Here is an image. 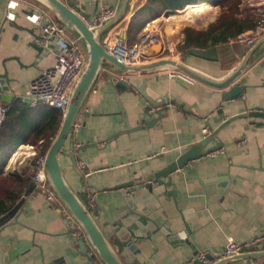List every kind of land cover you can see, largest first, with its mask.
I'll return each instance as SVG.
<instances>
[{
    "label": "crops",
    "instance_id": "crops-1",
    "mask_svg": "<svg viewBox=\"0 0 264 264\" xmlns=\"http://www.w3.org/2000/svg\"><path fill=\"white\" fill-rule=\"evenodd\" d=\"M10 1L0 0V75L8 72L10 79V86L0 79L4 88L0 102L10 105L20 101L25 107L36 108L22 98L28 99L30 83L54 64L56 54H41L31 45L33 37L24 29L34 28L27 18L31 12L57 19L34 0H16L20 5L14 18H8ZM64 1L73 3L76 11L79 8L77 12L90 23L102 6L119 10L122 3ZM149 1L130 0L124 17L103 35V41L124 39L134 44L149 30L158 41L144 48L140 65L171 58L220 81L240 65L241 50L248 52L252 47H241L235 39L261 31L257 25L255 30L226 44L214 46L207 42L204 48H185L186 30L208 31L217 23L222 9L198 3L181 10L149 12ZM241 8L242 19L255 15L259 21L264 20L261 5L243 4ZM158 45L162 52L156 57ZM220 47L227 48L211 60L188 54L190 49ZM258 54L238 79H246L243 95L230 100L223 97L228 89H213L171 69L128 74L104 66L101 71L80 116L84 121H78L74 131L76 167L70 164L69 156H62L61 164L73 189L86 202L93 200L95 214L101 211L110 226L121 222L124 228L117 235L133 225L134 212L148 221L137 231L150 236L139 246L140 264H184L201 252H222L229 240L258 242L257 247L264 250V118L243 116L231 122L204 151L221 144L220 149L190 160L170 177L160 178L164 182L171 178V186L156 184L150 192L143 184L113 191L163 171L205 138V127L215 132L244 111L264 112V50ZM119 81L126 87L119 86ZM141 90L160 107L143 103ZM39 106L45 109V105ZM160 109L161 118L157 114ZM42 148V143L20 146L7 163L4 176L29 177L35 184L36 155ZM30 186L21 198V210L0 225V264H90L79 253L78 241L66 224L67 216L59 200L50 201L37 184L29 192ZM170 191L175 195H168ZM22 245L26 248L21 252L18 249Z\"/></svg>",
    "mask_w": 264,
    "mask_h": 264
},
{
    "label": "water",
    "instance_id": "water-1",
    "mask_svg": "<svg viewBox=\"0 0 264 264\" xmlns=\"http://www.w3.org/2000/svg\"><path fill=\"white\" fill-rule=\"evenodd\" d=\"M34 1L45 8L49 13L53 14L57 21L67 28L68 32L78 41L83 50L88 54L87 68L74 88L71 95V102L67 111L63 115L60 130L46 154L45 174L63 210H65L69 215L70 219L66 218V224L70 227L71 231L74 232L81 230L85 235V240L78 241L79 253L87 258L90 264H140L137 258V254L140 252L139 246L143 243L144 239H150V236L137 234V231H139L142 224H148V221L145 218H142L143 216L135 214L134 212V216L138 218H132L133 225L124 229L121 233L122 235H117L120 228H124L121 225V222H116L110 226L101 211H99L98 214H95L83 197L79 195L69 184L65 178L61 164V157L69 156L71 161L70 164L76 167V157L73 145L75 125L78 121H80V116L83 112L85 103L93 89V86L99 78L101 71L104 66H110L114 72L128 74L140 71L153 72L161 69H171L213 89H228V91L223 94V97L225 100H230L243 95L242 84H246V79L239 81L238 79H240L243 72L251 64L250 60L253 57L258 58L260 54L257 56L256 54L259 50H264V35L257 40L248 52L241 50L243 60L240 65L235 70L228 72L222 80L217 81L211 79L196 68H193L186 62L177 61L171 58L159 59L155 62L140 66H126L116 60L104 47L103 35L110 29L111 26L124 17L130 0H122L116 17L99 29H92L89 27L86 21V16L84 14L80 15L77 12L80 10L79 8H77V11L74 10L75 5L73 3H67L64 0ZM24 30L33 37V42L31 43L33 47L40 51L41 54L46 51L37 43L39 35L35 31L28 28ZM225 48L227 47L213 48L209 50L190 49L188 54L193 57L211 60L212 56L217 55L219 51ZM48 49L55 54H59L54 44L49 45ZM155 50L159 53L155 56H160L162 52L161 46L158 45ZM0 79L5 80L7 85L10 86L8 72L0 75ZM118 85L126 87V84L123 81H119ZM3 90L4 88L0 86V93H3ZM140 92L142 95L141 101L143 103L148 102L152 106L160 107V103L150 99L145 90H141ZM22 99L27 104L32 103L30 99ZM157 114L161 118L163 111L160 109ZM243 116L264 118V112L253 111L250 114H247L244 111V113L225 121L215 132H213L210 136L203 138V140L198 144L191 146L187 152L180 156L175 162L171 163L163 171L149 174L145 178L138 181L117 186L113 191L122 190L126 187H136L143 184H145L146 188H148L150 192L153 191L154 185L156 184H159V186H171V178H169L167 182L160 180V178L166 176L170 177L172 173L180 168H183L190 160L199 159L217 151L218 148L220 149L221 144L211 150H208V152L204 151V148H206L214 138H217L218 133L223 128ZM83 121L84 118L80 122L83 123ZM30 187L29 192L33 189V187H35V184H31ZM126 193L129 194L128 191ZM170 194L175 195V192H168V195ZM22 203L23 200L16 204V206L6 216L0 218V225L7 222L9 218H14L15 213L21 210L20 207L22 206ZM22 212H24V210H22ZM71 220L74 221V224H71ZM15 222H18L17 217ZM25 248V245H22L18 250L22 252ZM206 257L212 262L211 264H258L260 260L264 259V250L256 248L243 253L227 256L219 260H215L211 254H207ZM195 264H202V262L196 260Z\"/></svg>",
    "mask_w": 264,
    "mask_h": 264
},
{
    "label": "built area",
    "instance_id": "built-area-1",
    "mask_svg": "<svg viewBox=\"0 0 264 264\" xmlns=\"http://www.w3.org/2000/svg\"><path fill=\"white\" fill-rule=\"evenodd\" d=\"M20 3L16 0H11L7 6L8 18H14V11L19 7ZM117 8L102 6L95 16L93 22H87L92 29H99L109 21L113 20L117 15ZM30 23L34 26L33 31L39 35L37 43L43 47L46 52L50 51L48 46L54 44L59 52L55 55L54 64L42 71L40 76L30 83L26 97L32 101V106L45 105L53 110L61 112L63 115L71 102V95L78 80L82 77L88 65V54L83 50L78 41L70 35L67 28L59 21L49 18L44 14H33L32 12L27 17ZM259 30L250 37L239 36L235 39V43L241 47H251L257 40L263 36L262 29L264 28V20H260L258 24ZM158 38L149 30L144 32L137 43H129L124 39L110 40L106 38L103 41L104 47L109 53L119 62L126 66H139L144 48L156 44ZM9 106L0 102V126L5 121L6 115L9 112ZM75 125V128L78 126ZM75 131V129H74ZM204 136L208 137L212 134V130L207 126L203 130ZM47 154V153H46ZM46 154H41L35 161V174L33 181L47 195L50 201L58 200L45 174ZM93 200H88L87 203L93 207ZM66 213L68 219V213ZM71 224L74 221L71 220ZM74 236L77 241L85 240V235L81 230L74 231ZM258 242L254 243H238L229 240L225 249L222 252L216 251L211 254L215 260L225 258L227 256L243 253L258 248ZM208 253L201 252L199 256L184 264H195L198 260L202 264H211L212 262L206 257ZM258 264H264L260 262Z\"/></svg>",
    "mask_w": 264,
    "mask_h": 264
},
{
    "label": "trees",
    "instance_id": "trees-1",
    "mask_svg": "<svg viewBox=\"0 0 264 264\" xmlns=\"http://www.w3.org/2000/svg\"><path fill=\"white\" fill-rule=\"evenodd\" d=\"M198 3L220 7L222 13L208 31L195 32L188 28L185 48H204L207 42L214 46L226 44L249 30H255L258 25L259 20L255 16H247L245 19L238 17L242 0H150L148 11L181 10ZM8 106L9 112L0 126V218L16 206L32 182L29 177L4 176V169L11 156L22 145L37 146L40 143L43 146L41 154H46L63 121L61 112L47 106L41 110L40 106L25 107L20 101Z\"/></svg>",
    "mask_w": 264,
    "mask_h": 264
},
{
    "label": "rangeland",
    "instance_id": "rangeland-1",
    "mask_svg": "<svg viewBox=\"0 0 264 264\" xmlns=\"http://www.w3.org/2000/svg\"><path fill=\"white\" fill-rule=\"evenodd\" d=\"M243 4H246V7H250V5H251V6L261 5L262 7H264V0H242V3L240 4V14L238 15L239 18H243V17H240V15H242V13H241V9L244 10L243 8H241V6H242ZM213 7H215V6H213ZM245 15H246V13H245ZM253 16H255V15H253ZM255 17H256V16H255ZM244 18H245V17H244ZM47 152H48V151H47ZM40 155H41V152H40L39 155H38V154L36 155V159L39 158Z\"/></svg>",
    "mask_w": 264,
    "mask_h": 264
}]
</instances>
